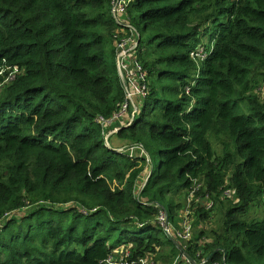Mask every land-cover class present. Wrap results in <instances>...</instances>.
<instances>
[{
    "label": "trees",
    "instance_id": "obj_1",
    "mask_svg": "<svg viewBox=\"0 0 264 264\" xmlns=\"http://www.w3.org/2000/svg\"><path fill=\"white\" fill-rule=\"evenodd\" d=\"M112 2L0 0V264H264V0ZM133 37L144 100L107 137ZM191 193L222 220L186 241Z\"/></svg>",
    "mask_w": 264,
    "mask_h": 264
},
{
    "label": "rangeland",
    "instance_id": "obj_2",
    "mask_svg": "<svg viewBox=\"0 0 264 264\" xmlns=\"http://www.w3.org/2000/svg\"><path fill=\"white\" fill-rule=\"evenodd\" d=\"M112 12H113V7H112ZM133 40H134V37L132 38L131 41L126 43L124 46H121L120 43L118 46L120 48V51L117 56L118 72H119L118 77H119L120 84L122 85V87L124 88L126 92L127 98L124 104L121 106V109L119 110L118 114L115 116V119L110 122L111 123L110 128L113 131H111L107 135V137L111 136L114 132H117V130H119L122 126H128L127 122L132 121L134 119V117L136 116L144 100V96H143L144 94H143L142 87L144 86V82L146 81V72L143 70V68L141 72L138 70L137 63L139 65H141V63L138 60V57L136 58L135 54H131L136 49L137 47L136 45L138 44L136 43V40L135 42ZM130 43H135V44L133 46H128ZM202 52L203 50L200 51V53ZM200 56H201V60H205L207 58V54L205 53L200 54ZM143 73H144V76L142 77ZM8 80L9 78L7 79V81ZM113 142L114 144L115 143L124 144L122 140L116 137L113 138ZM108 145L111 146V143L108 142ZM125 148L126 146H124L123 148H120V150L121 149L123 150ZM189 199H190V195H188L187 198L185 199V206L181 211V214H184V216L182 217L183 218L182 227H184L186 223H189L191 226L192 234L194 230L196 233V230L201 229V228H204L208 231L220 230L222 215L217 205H214L213 203L212 207L214 211L212 212L211 219H208L198 224L199 221L196 219V217L192 218V216L190 215L191 202ZM175 200L179 202L183 199L182 197L177 196L175 197ZM212 207L207 206L208 209ZM248 210L249 211L243 217L244 219L252 220V219L264 218V205H260V204L255 205V206L253 205ZM175 230H179V229H175ZM171 231H173V229H171ZM128 261H129L128 257L125 258V256L122 253H116L114 256H112L110 263L116 264L117 262H126L127 264H129L130 262V264H133V261H129V262ZM147 262L149 261L146 260V263ZM157 264H161V263H157Z\"/></svg>",
    "mask_w": 264,
    "mask_h": 264
},
{
    "label": "built area",
    "instance_id": "obj_3",
    "mask_svg": "<svg viewBox=\"0 0 264 264\" xmlns=\"http://www.w3.org/2000/svg\"><path fill=\"white\" fill-rule=\"evenodd\" d=\"M129 4V0H113V15L116 17V19H118V16L121 14V13H125L127 11V6ZM119 21V19H118ZM134 41V40H133ZM127 43V41H123L122 43H120L121 46H124L125 44ZM137 68L138 70L141 72L142 71V66L139 65L137 63ZM144 76V73L142 74V77ZM146 89V86L144 85L142 87V90H143V94H144V91ZM193 194L191 193L190 195V202H192L193 200ZM208 207H212L213 206V202L212 201H209L208 204H207ZM170 212L163 208L161 210V213H160V216H159V221L161 222V224L163 225L165 231L167 232V234H169L170 236H172V226H170ZM168 222L169 226L166 227V223ZM177 235L179 237H181L182 239L184 238L186 241L190 240L191 239V236H192V232H191V226L189 223H186L184 227H182L181 229L179 230H175ZM129 253H127V255L125 256L128 257ZM112 257H110L108 260H107V264L110 263ZM126 260V259H125ZM146 260L147 259H139V260H135L133 261V264H157L155 261L153 260H147L149 262L146 263ZM129 262V261H128ZM112 264V263H110ZM116 264H127L126 262H117ZM130 264V262H129ZM199 264H221L219 262H211L209 258H206L204 259L202 262H200Z\"/></svg>",
    "mask_w": 264,
    "mask_h": 264
},
{
    "label": "water",
    "instance_id": "obj_4",
    "mask_svg": "<svg viewBox=\"0 0 264 264\" xmlns=\"http://www.w3.org/2000/svg\"><path fill=\"white\" fill-rule=\"evenodd\" d=\"M138 45V44H137ZM136 45V46H137ZM168 222L166 223V227H168ZM178 246L185 252V254H186V256H188V258L192 261V262H194V260H193V258L189 255V254H187V252L185 251V249L178 243Z\"/></svg>",
    "mask_w": 264,
    "mask_h": 264
}]
</instances>
